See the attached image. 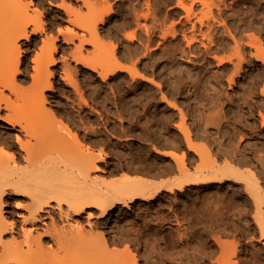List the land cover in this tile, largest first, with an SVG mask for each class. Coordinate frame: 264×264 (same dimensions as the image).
Returning <instances> with one entry per match:
<instances>
[{"label":"bare ground","instance_id":"6f19581e","mask_svg":"<svg viewBox=\"0 0 264 264\" xmlns=\"http://www.w3.org/2000/svg\"><path fill=\"white\" fill-rule=\"evenodd\" d=\"M83 1L88 2V0H83ZM128 1L130 2L131 0H128ZM152 1H154V0H152ZM152 1L147 0V2H146V0H145L146 6H147V7L145 6L147 9L146 12H143V10H142V13H141L139 11V10H141V8L140 9L138 8L139 9L138 10V9H136L137 7L133 6L136 10L139 11V13L137 12L135 15V18H136L135 22L139 26V30H140V28H142V26H144L147 33L150 36H151L150 33L152 31L154 32L158 28L155 29L153 26L154 24L153 25L151 24V26H153L154 30L151 27L152 31L150 32V30H151V29H149L150 26L146 28V26L150 23L147 22L148 24L146 25V22L145 21L143 22V20H148V19L152 18L151 16H153V18H154L157 15L156 10L154 11V8H153L154 6L152 7V4H151V3H153ZM218 1H220V0H218ZM222 1H220V2L222 3ZM177 2H178V7H180L185 12L184 16L183 15H181V16L179 15V16L184 17L185 24H188V23H190V25L192 24V26H189V27L187 25L184 26V28L192 27V30H193L192 32H190L191 29H188L190 33L187 30L182 29V32H183L182 36H183V39L187 42L186 43L184 41L188 46L187 47L188 50L191 52L195 51V53L199 52V54L204 53V52H206L208 54L211 50H212V52L213 51L215 52L216 51L215 49H218V50L222 49V47H223L222 43L216 44L219 46L213 45V44H215L214 41L216 39L214 37H216L217 35L215 34V36H213L214 34H213L212 30L215 31L220 26V25L217 26L218 28L214 27V29L211 28V25L214 26L212 24L213 22L211 23V21H215L214 22V24H215L217 20L218 21L220 20V19H216V17H215V16H217L216 15L217 12H215V14H214L213 7L215 6V8H218V6H220V5H218V6L215 5L216 0H215V2H214V0H178V1H176V4H177ZM143 3H144V1H143ZM143 3H141V4L144 5ZM159 3H157L156 5H158ZM27 4L28 3L25 0H0V121H2L3 124L11 125L13 128L19 127L22 131L26 132L27 136L28 135L31 136V137H29V136L28 137H22L18 133V134H15L16 137H13V136L12 137H0V264H39L40 262H43L44 260L51 258L53 256L57 257L59 264H143V263H141V261H143V260H141V254H142L143 258L146 257V263L144 262V264H154L153 263L154 260L158 259V256H156L155 254H161L162 250H161V252H157L156 249L153 250L152 246H150L152 249L151 248L149 249L148 248L149 246L147 243L148 241H146L145 245L148 246L147 247L148 249H146V251H145L146 253H141L140 252L141 250L138 249L139 247L133 246L135 239H133V237L131 235L136 234L137 235L136 242L138 244H140V243L143 244L142 235H141L143 233L142 226L140 225L141 228L140 227L137 228L136 227V224H137L136 220H133V222L132 221H126V222H130L128 224H132L131 227L128 228L126 226V224H124V223H122V225H121V221L126 220V217L129 214V212L127 214V211L125 208L129 209L132 204H137V205L143 206L142 201L152 202V201L158 200L160 197H162L163 193H165L164 191L171 192L172 194H179L180 193L182 195H185V193L188 191H190L191 193L192 192L195 193V191H197L196 189H201V188H206V187H208V188L209 187L210 188L211 187H217V188L222 189L224 187L231 188V187L236 186L237 184H241V185H243L244 190L241 192L240 195H238V197H240V199H241V197H243V194H245L246 199L242 200L241 203H238V206H237L238 210H236V209L235 210L239 211L240 214H247L248 210H250L248 208L251 204L253 207V210L251 209L250 211H253L252 214H253L254 220L259 222V224L261 225V226L260 225L259 226L261 228L264 226V154L260 153L263 149L259 148L262 150L259 152L260 154H257L258 152H255V150H258L257 147L259 145L255 146V144H257V143H254L251 139L250 140L252 141V143L250 140H248V141L250 142V144L254 143L255 148H253V146L250 145L251 147H250V149H248V146H246V144H248V141H247L248 138L247 137H254V138L257 137V136H252V134H251V132L255 131L254 125H256V127H257L258 123H259V122H257V124H256V122H255L256 121L255 117L257 116L256 115L257 111H258V115L260 116L259 117L260 120L259 119H257V120L260 121L261 127L264 128V101H263L264 99L262 100V102L257 99L259 101L258 102V101H253V100L249 99L252 96H247V94H246V96H244L245 95L244 92H247L248 95H253L252 93L255 94V91L257 89H259L260 85H262L263 80H264V72H263L264 69L263 70L261 69L262 72H260L259 74H256L257 76L254 74V72H251L250 70H249V73L246 71L248 73V76H249V78H248L249 80L247 79L248 81L245 79L247 81V82L245 81L246 83H244L243 81L241 82L239 80L240 78L238 79L241 84L245 85L244 86L245 87L244 92H243L244 89H242V92L244 93V94L242 93L243 94L242 96L244 97V99H243L244 103L238 104L237 102H239V101H237L236 103L238 104V109L235 110V108H234L232 110V112L230 111V107H232V106L229 107L227 105L226 107H229V111L231 113L230 116L228 115V113H226L227 111H223V107L225 106V104H223L224 106L221 107L218 104V102H220V101L217 102V100H219L220 95H219V97L216 95L218 97V99H216L217 97H214L215 96L214 94H217V93H215L216 91L214 93L212 91V94L210 93L211 96L213 95V97H211L209 94L206 93L207 95H209L212 98L210 100L207 99V101L209 100L211 102V100H214L213 102H215L216 105L218 104L221 108L217 112V109L219 108L218 105H217L218 108L215 110L213 108L214 107V104H212L213 102H211V104L213 105V107H212L211 104H209V102L204 101L205 103L208 104V107L211 106L212 109L215 110V111L214 110L213 111L217 112V114L215 115L213 112H211V108L210 109L208 108V109L211 112L212 116L209 115L210 113H206L207 111L206 112L204 111L205 115L208 114V116L206 115V117H203L204 113H203V116H201L203 119H202V123L200 124V129H199L201 131L198 134V135H200V137H198V136L195 137L196 134L194 132H196L197 130H194V132H193V130L190 129V127H188V125L186 123L185 124H174V126L176 125L178 132H180V135H182L183 137H179L177 132H173V134H169V132H168L167 133L168 135L166 137H164L165 135H163V136L161 135L162 137L160 136V137H155V138L149 137L148 140L154 141L152 144L143 142L144 144H141L137 150L133 149V147H132L133 145H132L131 146L132 149L130 147V149L128 151L124 150L123 151L124 153H118L117 152L118 154L115 156L119 157V163L113 164L114 161H113V163H112V161L109 163L108 159L110 157H112L110 155L111 152L105 151L103 146H101V147H103L101 150H99V148H98L99 151L96 150L97 152H94L95 151L94 147H96L95 145L100 144L96 140H94L95 138L93 139L94 143L91 142L92 143V145H91V143L86 141V139L84 138L85 136L81 137L78 134V132H76V131H78V130H76L77 129L76 127H75L76 129L73 130V128H72L73 126H71L72 123L70 124L68 122V120L67 121L64 120L63 117L66 114H64V116L61 118L59 116V112L57 111V109L56 110L53 108L47 109L45 107V104H46L45 92L47 90H54V84L51 81V78L54 77V75H55L54 72L49 71L48 78H46L44 80H40L37 83H35V85L33 86V89L34 90L40 89L39 94L36 96V99H34V103L32 106L28 107V105L26 104L27 100H28V95H26L27 94L25 91L26 89L22 88L23 84L21 87V83L19 82V75L21 73V66H22V62H23V52H24V50L22 49V44H23L22 41L23 40L24 41L30 40L31 35L28 31V27L31 23H33L35 25L34 33L38 32L42 29L41 24L39 23L40 22L39 19H37L32 14H30L29 9L27 8ZM198 4L199 5L201 4L202 7H200L201 8L200 10L199 9L195 10L196 5L198 7ZM157 7H159V6H157ZM170 7H173V6H170ZM170 7H168V8H170ZM251 7H253V6L248 7V8H250L249 13L251 11H253V10H251ZM254 7H256V6H254ZM259 7H260V5H259ZM142 8H144V7H142ZM168 8L166 11L169 10ZM69 9H70V7H69ZM162 9H164V8H162ZM219 9H220V7H219ZM240 9H242V8L240 7ZM263 9L264 8H262L261 10H263ZM71 10L74 13L76 12L75 16L79 15V11L78 12H77V10L73 11L75 9H72V8H71ZM220 10H222V9H220ZM259 10H260V8H259ZM68 11H70V10H68ZM170 11H172V10H170ZM244 11H247L246 13H248V9H246ZM134 12H132V13H134ZM230 12H233V11H230ZM219 13H220V11H219ZM252 13H254V12H252ZM261 13L263 14L264 12H261ZM71 14H73V13H71ZM236 14H238V13H236ZM128 15H129V13H127V16ZM166 15H168V17L167 18L165 17V19H168L167 21H171V20H169V17L174 16V12H172V13L169 12V14L166 13ZM240 15H241V17L245 16L243 14H240ZM221 16H223V15H221ZM247 16L245 17L246 19H248ZM259 16H260V14L258 15V18H259ZM262 16H264V15H262ZM218 17H220V16L218 15ZM83 18L84 19L82 21H79V20H77V21L73 20L72 21V23L77 28L81 29L82 31H86V33L83 32L82 35L80 36L79 48L83 49L85 45H93V46L99 45L102 49L105 48L107 46V42L102 40L101 33L99 31L100 30L99 25L104 24L106 21L105 13H100V14L90 13V14H87L86 16H84ZM253 18H251V19L249 18V20H252ZM162 19H164V18H162ZM165 19L163 20L164 22H165ZM179 20L173 22L174 19H172V21H171L172 23L168 22V25L170 23L172 24V25L170 24L171 27H168L167 24H166L167 26L164 25L165 27L168 28L169 31H166V33H164V35H162V38H164V39L167 38L168 33H169V35L171 34L174 38H175V36L178 35V33L179 34L181 33V32H179L180 30L178 31V27L176 25L177 22L179 23ZM126 21H127V19H126ZM131 21H132V18H131ZM131 21H130V25H132ZM235 21H237V20L235 19ZM243 21L240 20V22H243ZM135 22H134V24H136ZM159 22H161V20ZM164 22L162 24H164ZM246 22L243 24L246 26L248 23L250 24V22H247V24H246ZM253 23H251V24H253ZM235 24H236V22H235ZM125 25H126V23H125ZM157 25H158V23H157ZM182 25H184V24L182 23ZM199 25H200V28H199ZM205 25L208 26V28L205 27L206 28L205 31H207L210 28L207 32L203 31V27ZM160 26H162V25H160ZM237 26H238V24H236V27ZM137 27L135 26L133 28V30L135 29L137 31ZM252 27H250V30ZM160 28H162V27H160ZM234 28H233V30H234ZM244 28H245V26H244ZM179 29H181V28H179ZM224 29H225V27H224ZM224 29L222 28V30H224ZM237 29L239 30L238 27L235 30L237 31ZM256 29H258V28H256ZM165 30L166 29L164 28V32H165ZM240 30H243V29H240ZM254 30L252 31L253 33H251V31H250V34H249V32L247 33L245 40L247 37L249 40L247 39L248 41L244 42V44L247 43L246 45H248L250 48L253 49V50L251 49L252 51L249 54L251 56L255 57L256 60L260 61L259 63H261L264 66V45H263L264 43H263V40L261 42V38H260V37H262V35L259 34V36H260L259 37L258 34L257 35L255 34L257 30L255 32H254ZM231 31H232V29H231ZM130 32L126 34L127 35L126 38L128 40H131V42L134 41V39L138 38L137 37L138 35L140 36L141 34H143V31L141 33V30L137 31V33L138 32L141 33L138 35L136 33H130ZM162 32H163V30H162ZM220 32H221V30H220ZM241 32L243 33V31H241ZM242 33H240V35ZM217 34H218V32H217ZM232 34H233L232 38L234 41L233 42L234 44L231 43L233 45L232 49L230 48L233 51L232 54H231V50L229 51L230 55H229V53H226L227 55H224L226 52L224 50L225 51L224 54H222V56L219 55L221 57H217V55L219 53H217V52H216L217 54L213 53L214 55L216 54L217 58L214 57V59L215 60L218 59L217 62L219 65H223V66H225V68L227 67L226 66L227 64H231L233 66L230 69V71H231L233 68V70L230 73H227L225 70V72L227 74H231L230 79H229L230 82L228 81V83L234 82L236 80L235 76L236 75L238 76L241 74V72L243 71V67L245 66L244 63L247 59L246 53H245V51L247 52V50L245 49V51H243L244 44L242 42L244 40L241 41L240 40L241 38L239 36H235L236 33L232 32ZM102 35H105V34H102ZM149 35H147V37ZM224 35H225V33H224ZM226 35H227V33H226ZM228 35H229V32H228ZM76 36H78V33L73 28H67V31L63 33V37H64L65 41H73L74 37H76ZM229 36H231V35H229ZM242 36H243V34H242ZM153 37H154V35H153ZM173 37H171V38H173ZM237 37H239L240 39ZM218 38H219V36H218ZM147 39H149V37ZM228 39H229V37H228ZM150 40H151V38H150ZM177 40H176V42H177ZM182 40H181V42H182ZM140 41H142V39ZM143 41H145V40H143ZM143 41L140 42L142 44L141 47H143V44H144ZM179 41H180V39H179ZM220 41H221V38H220ZM220 41H218V42H220ZM148 42H146V43H148ZM181 42L179 43L180 45H181ZM146 43L144 45H146ZM161 43H162V41H161ZM171 43L174 44L173 42H171ZM196 43H199L198 45H201L202 47L197 48ZM152 44H153V42H152ZM172 44H171V46H172ZM179 44L175 43V45H173L175 48L172 46L173 51H174V49L178 50L176 47ZM149 45H150V43H149ZM180 45L178 46V48L181 47ZM182 45H184V43ZM156 46L158 47L160 45H156ZM229 47H231V46H229ZM229 47H228V49H229ZM151 48L153 49V45ZM80 49H79V51L82 52V50H80ZM145 49L146 48H144V50ZM152 49H151V51H152ZM55 50H56V48H55ZM139 50H141V49H139ZM181 50L185 53V55H187L186 54L187 52L189 55V51L186 52L185 45ZM142 51H143V49H142ZM142 51H141V53L143 54ZM146 52H148V51L146 50ZM111 53H113V52H110V54ZM145 53H144V55H146ZM108 54L109 53H104L102 55V57L95 62H90L87 59V57H84V56H79V57L77 56L76 61L82 63V65L85 68H88V69L94 70L95 72H98L99 76L103 79V81H105L111 73L118 70V71H126V72L130 73L134 79L140 78L141 80L154 83L153 78H150L149 76H146L145 74L139 72L135 66H130L128 64H124L118 60L109 61L108 68H104V66L102 64H100V61L103 60L104 57ZM181 54L184 55L183 53H181ZM213 54H212V56H213ZM204 55H205V53H204ZM149 56L150 55H148V57ZM209 56H210V54H209ZM51 57H52V55H51ZM51 57H49L50 58L49 62L51 65H55L57 60L55 58H51ZM192 57H194V56L192 55ZM198 57H200V55ZM207 57L204 56L203 58L206 59ZM203 58H202V60H203ZM207 59H209V58H207ZM214 59L212 57V61H214ZM196 60L198 61V59H196ZM249 61H251V59ZM209 62H211V61H209ZM217 62H216V64H217ZM249 63H252V62H249ZM65 64H66V66H68L67 63H65ZM211 65H213V64H211ZM253 66H251V67H253ZM64 67H62V69ZM208 67H206V68H208ZM213 67H215V66H212V68ZM247 67H249V66H247ZM65 68L67 69V67H65ZM201 68H202V66H201ZM212 68H210V69H212ZM217 68H218V66H217ZM217 68H216V70H214V69L213 70L218 72ZM64 69H63L64 73L61 77L67 82L66 83L67 85L69 84V85L73 86L76 93L78 94L79 93L78 84H77V81L75 80L74 76L71 74V70L69 71L68 69L67 70H64ZM193 69H194V67H193ZM210 69H208L209 73H210ZM219 69H221V68H219ZM259 69L260 68H258V71H259ZM198 70L199 69H197V72H198ZM222 70H223V68H222ZM245 70H247V69H245ZM256 71H257V69H256ZM195 72L193 74H195ZM188 73H190V71ZM191 73H190V77H193V75L191 76ZM219 73L221 74V71H219ZM252 74H254L255 76H252ZM224 76H225V74H224ZM226 76H228V75H226ZM195 77L199 78L198 74ZM216 77H214V78H216ZM193 78H191V79H193ZM227 78L228 77H226V79ZM197 79H196V81L198 82V80H199V83L201 85V82H200L201 79H198V80ZM217 80H214V81H217ZM209 81L210 80H208V82ZM174 83H173V85H174ZM194 83L195 82H193V85H195ZM175 85H178V84L175 83ZM175 85H174V87H175ZM213 85H214V83L211 84L210 86L212 87ZM243 85H242V88H243ZM188 86H190V84ZM195 86H198L197 83ZM214 86H213V88H214ZM205 87L203 88V90L210 92L207 90L208 87L206 89H205ZM216 87H218V85ZM221 87H222V84H221ZM194 88H196V87H194ZM199 88H201V87H199ZM7 90L10 92V94H6ZM79 90H80V88H79ZM190 90H192V89H190ZM219 90H220V88H219ZM196 91H194V92H196ZM200 91H202V90H200ZM257 92H258V90H257ZM80 93H81V91H80ZM203 93H205V91ZM201 95H202V93H201ZM207 95H205L204 97H206ZM227 95H229V94H227ZM260 95L262 96V98H264V87L263 86L261 87ZM13 96L16 98V100H18V99L22 100L23 103L18 104V105L14 104L15 98H13ZM82 96H83V94H82ZM82 96L80 99L81 102L87 103L88 101L86 102L85 98H84L85 101L82 100L83 99ZM198 96H199V94H198ZM198 96H197V98H198ZM197 98L194 97L195 100ZM228 98H225V99L227 100ZM234 98L235 97H233V99ZM258 98H260V97H258ZM163 99L165 101H167L168 104L172 108L176 109L177 113L179 111L182 115L185 113V112L183 113L184 108L182 110L180 108V106H178L176 104L177 102L175 103L174 101L173 102L169 101L168 97L165 95L163 96ZM204 99H206V98H204ZM220 99H221V97H220ZM230 100H232V99H230ZM238 100H239V98H238ZM240 100H242V98ZM199 101H201V100H198V102ZM232 101H230V104ZM221 102H224V99L221 100ZM85 103H84V105H86ZM200 103L201 102H199V104H197V106H199ZM205 103H204V105H205ZM76 104H77V102H76ZM179 104H180V102H179ZM80 106H82V105H80ZM87 106L89 107V105H87ZM145 107H146V105H145ZM190 107H192V105ZM44 108L47 109V111L50 109L49 110L50 115L47 118L48 119L50 118V120L53 119V122L54 123L57 122V123L54 124L52 121L48 122L47 118L45 120H43V119L40 120L39 116L43 117V114L46 111V110H44ZM197 108L198 107H196L195 109H197ZM200 108L198 111L202 112V111H200ZM42 109H43V111H42ZM67 109L68 108L66 107V110ZM72 109H74V108H72ZM80 109H82V107ZM202 109L204 110V108H202ZM142 110H145V109L142 108ZM142 110H140V111H142ZM227 110H228V108H227ZM169 111H170V109H169ZM163 112H164V110H163ZM167 112H166L167 116H164V117H168L169 113L167 114ZM171 112H172V110H171ZM174 112H176V111H174ZM67 113H69V111ZM193 113H196V111L195 112L193 111ZM40 114H42V115H40ZM76 114H78V113H76ZM161 114H163V113H161ZM187 114L188 113H186L185 115H187ZM191 114H192V112H191ZM197 114L198 113H196V115ZM143 115H142V117H143ZM147 115H145V116H147ZM196 115L194 114V116H196ZM180 116L181 115H179V117ZM37 118H39V119L36 120ZM54 119H55V121H54ZM180 119H181V117H180ZM46 120H47V122H46ZM88 120H90V119H88ZM173 120H174V118H173ZM196 120H197V116H196ZM249 120H254V124H251L252 121L250 122ZM181 121H182V119H181ZM44 122L49 123L48 126L45 129H44L45 126H43V127L41 126V130L39 129V131H38V128H36V126L37 125L38 126L39 125H45ZM51 122L53 123L52 126L55 125V129L53 128L52 131H49L50 128L52 127ZM172 122L173 121H171V123ZM194 122H195V120H194ZM161 123H163V122H161ZM173 123H175V121ZM56 124L58 126H56ZM159 124H160V122H159ZM211 124L217 125V128L215 129L216 132H213L211 130V128L214 129V127L216 125L213 127ZM7 125H5V126H7ZM85 125H86V123H85ZM165 125H166V123H165ZM141 126H143V124ZM197 126H199V123ZM83 127H88V126L86 125ZM167 127H166V130L167 129L169 130V128H167ZM157 128H158V126H157ZM82 129H84V128H82ZM90 129L93 130V128H90ZM141 129H143V128H141ZM159 129H161L160 130L161 132L163 131L162 128H159ZM196 129H197V127H196ZM42 130H43V132L45 130L50 132V135L48 134L49 137L48 136L47 137L41 136V134L43 135V133H41ZM84 130H86V129H84ZM95 130H93V131H95ZM35 131H36V133H35ZM46 131H45V133H46ZM97 131H98V129H97ZM152 131H153V128H152ZM245 132H248V133H245ZM157 133H158V131H157ZM171 133H172V131H171ZM94 134H96V133L94 132ZM154 134H155V132H154ZM256 134H258V133L256 132ZM34 135H36V137H32ZM37 135H39V137ZM97 137H99V136H97ZM142 137L143 136H141V138ZM201 137H202V140L205 139V142L200 141ZM263 137H264V135H263ZM43 139L46 142V145H44L45 149L43 150V152L41 154H39L37 152V147H38L37 142L42 143ZM90 139H91V137H90ZM260 140H262V139H260ZM117 141H119V139ZM246 141H247V143L245 144ZM257 141H258V139H257ZM109 142H110V140H109ZM105 143L107 144L108 140H105L104 143L101 142V144H104V145H105ZM183 143H184V146H183ZM135 145H137V144H135ZM99 147H100V145H99ZM150 147H151V151H150ZM260 147L264 148V146H262V145ZM115 149L117 150V148H115ZM247 149L252 150V151L246 152ZM195 160H198L199 164H198V162H197L198 166L195 164L196 170L190 171L189 170L190 169L189 164L193 163V161H195ZM101 163H104V165H102ZM191 169H192V167H191ZM174 172H176V175H177L174 179L171 178V180H169V179L166 180L167 178L164 179L162 177V176H166V175L167 176L173 175ZM118 173H121V174L119 176H116V174H118ZM158 177H160L161 180L159 179V181H158L156 179ZM162 179H164V180H162ZM221 191H223V190H221ZM219 193H220V191H219ZM237 193L238 192H236V194ZM9 195L17 197L18 199H22L21 201L16 202V208L23 210V212H18L15 214L13 212H9V211L5 210V207H7V205H8L7 198ZM215 195H216V193H215ZM219 195L220 194H218L217 196L219 197ZM225 195H227V194H225ZM221 198L224 199V195ZM219 199H220V197H219ZM173 200H174V198H173ZM222 200H221V203H222ZM176 201H178V200H176ZM177 203H179V202H177ZM147 205H149V204H147ZM169 207H170V205H169ZM235 207H236V205H235ZM138 209H139L138 211H142V208L139 207ZM151 210H153V208ZM156 210H158V208H156ZM135 211H137V210H135ZM160 212H162V211H160ZM160 212L158 211V213H160ZM136 213H138V212H136ZM145 215H147V214H145ZM148 215H150V214H148ZM16 216L19 218H17ZM114 216L117 217L115 219L116 224L118 225V223L120 222V224L117 226L118 229L115 231L112 230L111 232H106L105 231L106 230L105 225L107 224V222H102L101 219L106 218V220L108 221V220H110V218L113 219ZM137 216H138L137 218H140V217H143L144 215H142L140 212L139 215H137ZM165 216H166V214H165ZM95 218H97L98 220L94 221ZM152 218H153V216L151 217V219ZM48 219H50L49 220L50 222H47ZM144 220H146V219H144ZM158 220L159 219H157V221ZM123 222H125V221H123ZM222 222H223V220H222ZM154 224H155V221H154ZM43 225L45 226L44 228H43ZM161 226H162V224H161ZM226 226H228V224ZM144 229H146V228H144ZM260 233H261L260 238H258V239H260L264 242V229L263 228H262V231ZM143 234H145V233H143ZM8 235H11V237L10 238L7 237ZM181 236H182V234H181ZM184 236H186V234ZM177 238L178 237H176V239ZM214 239H216V241L219 243V246L223 245L221 238L216 237ZM180 240H182L181 237H180ZM121 245L122 246L124 245L123 248L122 247L119 248ZM153 245H155L154 242H153ZM166 245H167V243H166ZM247 246H249V245H247ZM55 247H56V249H55ZM254 249H252V250H254ZM214 251H215V249H214ZM236 253H237V251L235 249L232 254L236 256L237 255ZM168 255L166 257L169 258L170 255L169 256ZM202 255H201V257H202ZM245 255H247V254L245 253ZM248 255H249V253H248ZM171 256H172V254H171ZM178 256H180V255H178ZM178 256H176V257H178ZM183 257L185 259L184 255H183ZM154 258H156V259H154ZM170 258H172V260H173V257H170ZM180 258H182V257H180ZM213 258H214V256H213ZM199 259H200V257H199ZM247 259L248 260H244L245 264H259L260 263V262H258V254L256 252H252L251 256ZM164 260L165 259H163L162 261H164ZM185 260L187 262V259H185ZM188 261H190V260H188ZM214 261H213V264H215V263H217V264H241L242 263L241 260H238V261L234 260V259H232L231 256H228V257L221 256L216 260V262H214ZM177 262H179V261H177ZM199 262H201V261H199ZM162 264H163V262H162ZM164 264H167V261ZM209 264H211V263H209Z\"/></svg>","mask_w":264,"mask_h":264},{"label":"rangeland","instance_id":"374dc122","mask_svg":"<svg viewBox=\"0 0 264 264\" xmlns=\"http://www.w3.org/2000/svg\"><path fill=\"white\" fill-rule=\"evenodd\" d=\"M25 1L28 3L27 8L29 9L30 14H32L37 19H39V21H40L39 23L41 24V27H42V29L40 31L34 33L35 25L33 23H31L28 27V31L31 35V38L29 41H24V40L22 41V43H23L22 49L24 50V52H23V62H22V66H21V73L19 75V82L21 83V87L23 84L22 88L26 89L25 90L27 93L26 95H28V100H27L26 104L28 105V107L32 106L34 103V99H36V96L39 94L40 89H36V90L33 89V86L35 85V83H37L40 80H44V79L48 78L49 71L54 72L55 75H54V77L51 78V81L54 84V90H47L45 92V95H46L45 107L47 109L48 108H50V109L53 108L55 110L57 109V111L59 112V116L61 118L64 116V114H66L63 117L64 120H66V121L68 120V122L70 124L72 123L71 126H73L72 127L73 130H75L77 128L76 130H78V131H76V132H78V134L81 137L85 136L84 138L86 139L87 142L94 143V140H96L98 143H100V144L95 145L96 147H94V150H95L94 152L101 150L103 147H104L105 151L111 152L113 155L110 153V155L112 157H110L108 159L109 163L111 161H112V163L114 161L113 164L119 163V157L115 156V155H117L118 153H124L123 152L124 150L128 151L132 145H133L132 146L133 149L137 150L141 144H144L143 142L152 144L154 141L148 140L149 137L155 138V137H160L161 135L162 136L165 135L164 137H166L168 135L167 134L168 132H169V134H173V132H177L179 137H183L182 135H180V132H178V129H177L176 125L174 126V124H185L186 123L188 125V127H190V129L193 130V132H194V130L198 131V132L197 131L194 132L196 134L195 137H197V136L200 137V135H198V134L201 131L199 129H200V124L202 123V119H203L201 116H203L204 111L205 112L207 111L206 113H210L209 115H211V112H213L216 115L218 110L222 106H224L223 104H225V106L223 107V111H227L226 113H228V115L230 116V114H231L230 111L232 112V110L234 108H235V110H237L238 104L244 103V101H243L244 97L242 96L244 93H245L244 96H246V94H247V96H252L249 99H251L253 101L259 100L262 102V100L264 99L260 95L261 87L262 86L264 87V80H263V83L261 82L262 85L259 86L260 90L257 89L258 92L256 90L255 94L252 93L254 96L248 95L247 92H244L245 91V87H244L245 85L240 83V81L241 82L243 81L244 83H246L249 80L248 79L249 78V76H248L249 70L251 72H254V74L256 75V74H259L260 72H262V70L264 69V66L261 63H259L260 61H257L255 57H253L249 54L253 49L250 48L248 45H246L247 43L244 44V42H247L249 40L248 37L245 40L247 33L249 32V34H250V31H251V33H253L252 31L254 29H255L254 32L257 30L255 33L256 35L257 34H258V36H259V34L262 35V37H260V36L259 37L261 38V42L263 40V43H264V16H262V15H264V13L263 14L261 13V12H264V9L261 10L262 8H264V0H223V1L220 0V1H222V3L218 0H216V2H215V0H214L216 6L220 5V6H218V8H215V6L213 7L214 14H215V12H217L216 13L217 16H215L216 19H220V20L219 21L217 20L215 24H214L215 21H211V23L213 22L212 24L214 25V26L211 25V28L214 29V27L218 28L217 26H219V25L220 26L218 29L215 28L216 29L215 31L212 30V32L214 34V35L213 34L212 35L213 36H215V34L217 35L216 37H214L216 39L214 41L215 44H213V45L215 46L216 44L222 43L223 47L220 50L214 48L216 51L212 52V50H211L208 54L206 52H204L205 55H204V53H201L202 55L199 54V52L195 53V51L191 52L187 48L188 47L186 44L187 42L183 39V36H182V33H183L182 29H185L188 32H189L188 29H191L190 32H192L193 31L192 27L188 28L189 26H192V24L191 25H190V23L185 24V20L183 17L185 15V12L180 7H178V2L176 4V1H178V0H170V1L169 0L168 1L167 0H154V1L151 0L153 2V3H151L152 7L154 6L153 8H154V11L156 10L157 15L154 18H153V16H151L152 18H150L148 20H143V22L144 21L146 22V25L148 23H150L146 26V28L149 26H150L149 29H151V27L153 28V26L155 29L158 28L155 30L156 32L155 31L153 32L152 29L150 30V32L152 31L150 33L151 36L147 33L144 26H142V28H140L141 33L143 31V34H141L139 32L137 33V31H140V30H139V26L135 22V19H136L135 15L137 12L139 13V11H140L142 13V10H143V12L147 11V9H146L147 6L145 3V0H137L138 2L136 0H131L130 2L128 0H88V2H85L83 0H25ZM143 1H144V3H143ZM146 2H147V0H146ZM141 3H143L144 5H142ZM157 3H159V4L156 5ZM169 5L173 6V7H170ZM259 5H260V7H259ZM133 6L137 7L136 9L141 8V10L138 9L139 10L138 11ZM157 6H159L160 8ZM249 6H253V7H251V10H253V11H251L250 13H249L250 8H248ZM254 6H256V7H254ZM69 7H70V9H69ZM142 7H144V8H142ZM168 7H170V8H168ZM196 7H197V5H196ZM196 7H195V10L196 9L200 10L201 9L200 7H202V6H201V4L200 5L198 4V7L197 8ZM219 7L222 10H220ZM240 7L242 9H240ZM71 8L75 9L73 11H76V10H77V12L79 11V15L75 16L76 12L75 13L72 12ZM162 8H164V9H162ZM167 8L169 9L168 11H166ZM259 8H260V10H259ZM246 9H248V13H246L247 11H244ZM68 10H70V11H68ZM170 10H172V11H170ZM219 11L221 14L219 13ZM230 11H233L234 13L236 12L238 14H236V13L234 14L233 12H230ZM132 12H134V13H132ZM165 12L167 14H169V12H171V13L174 12V16L169 17V20H171V21H172V19H174L173 22L178 21L180 19L179 23L177 22L176 25L178 27V31L180 30L179 32H181V33L180 34L178 33V35L175 36V38L171 34L169 35V33L167 36L168 39L162 38V35H164V33H166V31H169L168 28L165 27L164 25H166V24L168 25V22H171V21H167L168 19H165V17L166 18L168 17V15H166ZM252 12H254V13H252ZM71 13H73V14H71ZM90 13H97V14L105 13L106 21L104 24L99 25V29H100L99 31L101 33L102 40L107 42V46L103 49L99 45L98 46L85 45L83 49L79 48L80 36L82 35L83 32L86 33V31H82L81 29L77 28L72 23V21L73 20L82 21L84 19L83 17L86 16L87 14H90ZM127 13H129L130 16L129 15L127 16ZM240 14H243L245 16H242L243 17L242 18ZM259 14H260V16L258 18ZM179 15L180 16L183 15V16L180 17ZM218 15L220 17H218ZM221 15H223V16H221ZM246 16L248 19L245 18ZM131 18H132L133 22L131 21ZM162 18L165 19V22L163 21L164 19H162ZM249 18L250 19L253 18V19L249 20ZM126 19H127V21H126ZM235 19L237 21H235ZM160 20H161V22H159ZM240 20L241 21L244 20V21L240 22ZM130 21H131L132 25H130ZM246 21L250 22V24L253 22L254 23L250 25L249 23L247 24ZM134 22L136 24H134ZM156 22L158 23L159 26L157 25ZM163 22H164V24H162ZM235 22H236V24H238L237 27L239 28V30L237 29V31L235 30L237 28ZM245 22H246L247 26L249 25L248 27L243 24ZM125 23H126V25H125ZM182 23L184 25H182ZM151 24L152 25L154 24V25L151 26ZM160 25H162V26H160ZM169 25H168V27H171L172 24L170 26ZM186 25L188 27L184 28V26H186ZM135 26L136 27L138 26L137 31L135 29L133 30V28ZM244 26H245V28H244ZM160 27H162V28H160ZM163 27L166 29L165 32H164ZM205 27L208 28V26L205 25L203 27V31H205V29H206ZM224 27H225V29H224ZM250 27H252L251 30H250ZM67 28H73L78 33V36L74 37L73 41H65L64 40L63 33L67 31ZM154 28H153V30H154ZM179 28H181V29H179ZM199 28H200V25H199ZM222 28L224 30H222ZM230 28L232 29V31ZM233 28H234V30H233ZM256 28H258V29H256ZM240 29H243V30H240ZM162 30H163V32H162ZM220 30H221V32H220ZM207 31H205V32H207ZM241 31H243V33ZM129 32L130 33H136L137 35L141 34L140 36L138 35L137 37L139 39L141 38L142 41L145 40V41H143L144 44L148 41L149 42L146 43V45L143 44V47H141V45H142L140 43V42H142V41H140L141 39L139 40L138 38H136L137 40L134 39V41L131 42V40H128L126 38V36H127L126 34ZM217 32H218V34H217ZM228 32H229V35H231V36L228 35ZM232 32L236 33V35L235 34L234 35L239 36L241 39L239 37H237V38H239L241 41L244 40L242 42L244 44L243 51H245V49L247 50V52L245 51L247 59L244 63L245 66L243 67V71L241 72L240 75H238L239 77L236 75L235 76L236 80L232 83H228L231 74H227V73H230L233 70V68H232V70L230 71L231 67H233V66L231 64H227L226 65L227 67L225 68V66L219 65L217 62L218 59L215 60L214 57L215 58L221 57L225 51L226 52L224 55H227L226 53H229V55H230L229 51L233 47V45L231 43L234 42L233 38H232L233 37ZM239 32L242 33L243 36H242V34L240 35ZM224 33H225V35H224ZM226 33H227V35H226ZM102 34H105V35H102ZM152 34L154 35V37ZM147 35H149L148 36L149 39H147L148 38ZM218 36H219V38H218ZM171 37H173V38H171ZM228 37H229V39H228ZM150 38L152 41L150 40ZM220 38H221V41H220ZM179 39H180V41H179ZM176 40H177V42H176ZM181 40L185 45L186 52L189 51V55L191 54L190 56L188 55V52L186 53L187 55H185V53L181 50L184 47V45H182L183 43L181 42ZM161 41H162V43H161ZM218 41H220V42H218ZM152 42H153V44H152ZM171 42H173L174 44H172ZM180 42H181V45L179 44ZM149 43H150V45H149ZM175 43L179 44L182 48L181 47L178 48L179 45H177L176 48L178 50L174 49V51H173L172 48L174 47L173 45H175ZM155 44L160 45V46L157 47ZM171 44L173 47L171 46ZM198 44L199 43H196L197 48L202 47L201 45H198ZM152 45H153V49L151 48ZM216 46H219V45H216ZM229 46H231V47H229ZM149 47L152 49V51ZM228 47H229V49H228ZM55 48H56V50H55ZM144 48H146V49L144 50ZM79 49L82 50V52L79 51ZM139 49H141V50H139ZM142 49H143V51H142ZM146 50L148 52H146ZM141 51L143 52V54L141 53ZM110 52H113V53L110 54ZM216 52L219 53L217 55V57H216V54H217ZM232 52L233 51L231 50V54H232ZM104 53H109L108 55H106L104 57L103 60L100 61V64H102L104 66V68H108L109 61L118 60L124 64H128L130 66H135L139 72L145 74L146 76H149L150 78H153L154 83L141 80L140 78L134 79L130 73H128L126 71H118V70L111 73L109 75V77L105 81H103V79L99 76L98 72H95L94 70L85 68L82 65V63L76 61L77 56L78 57L84 56V57H87V59L90 62H95V61L99 60ZM144 53L146 55H144ZM181 53H183L184 55H182ZM211 53L212 54L216 53V54L215 55L213 54V56H212ZM198 54L200 55V57H198L199 56ZM209 54H210V56H209ZM51 55H52V57H51ZM148 55H150V56L148 57ZM192 55L194 57H192ZM219 55H221V56H219ZM204 56L205 57L208 56L207 58H209V59L203 58ZM211 56L213 57L214 61H212ZM49 57L55 58L57 60L55 65L50 64V62H49L50 58ZM202 58H203V60H202ZM196 59H198V61ZM248 59L249 60L251 59V61H249ZM209 61H211V62H209ZM215 61L217 62V64ZM249 62H252V63H249ZM65 63H67L68 66H66ZM211 64H213V65H211ZM64 66L67 67V69L69 71L71 70V74L74 76L75 80L77 81L78 91H79L78 94L76 93L74 87L69 85V84L67 85L66 84L67 82L61 77L64 73V71H63V69L65 68ZM201 66H202V68H201ZM212 66H215V67L212 68ZM217 66H218V68H217ZM247 66H249V67H247ZM251 66H253V67H251ZM62 67H64V68L62 69ZM193 67H194V69H193ZM206 67H208V68H206ZM210 68H212V69H210ZM216 68H217L218 72L214 71V70H216ZM219 68H221V69H219ZM222 68H223V70H222ZM258 68H260L259 71H258ZM67 69L65 68L64 70H67ZM197 69H199L198 72H197ZM208 69H210V73H209ZM245 69H247V70H245ZM256 69H257V71H256ZM225 70L227 73L225 72ZM189 71H190V73L192 72L191 76L193 75L194 78L190 77V73H188ZM193 71L194 72L196 71L195 74H193L194 73ZM219 71H221V74L219 73ZM263 72H264V70H263ZM197 74H198L199 78L195 77ZM224 74H225V76H224ZM254 74H252V76H255ZM226 75H228V76H226ZM214 77H216L218 80ZM226 77H228L227 78L228 80L226 79ZM191 78H193V79H191ZM195 78L201 79L200 80L201 85L199 83V80L197 79L198 80V82H197ZM177 79L178 80L180 79V80L178 81ZM245 79L246 80L248 79V80L246 81ZM208 80H210V81L212 80L211 82L210 81L209 82L211 84L214 83L215 86L214 85L213 86L215 89L213 88V86L212 87L210 86L211 84L208 82ZM214 80H217V81H214ZM172 82L173 83L175 82L176 84H178V85H175V83H174L175 87L177 86L178 88L177 87L175 88ZM193 82H195L194 83L195 85L197 83L198 86L193 85ZM220 83L222 84V87H221ZM189 84H190V86H188ZM204 85L205 86L207 85V86L205 87ZM217 85H218V87H216ZM242 85H243V88H242ZM194 87H196V88H194ZM199 87H201V88H199ZM204 87H205V89L208 87L207 90L210 92L203 90ZM79 88H80V90H79ZM198 88L202 91H200ZM219 88H220V90H219ZM190 89H192V90H190ZM242 89H244L243 90L244 93L242 92ZM80 91H81V93H80ZM194 91H196V92H194ZM204 91H205V93H203ZM212 91H213V93L215 91H216L215 93H217V94H214L215 95L214 97H217V96L219 97V95L221 97V99L219 97V100H217V102L220 101V102H218V104L221 107L217 104L219 108L217 107L215 102H213L214 100H211V102H213L212 104H214V107L211 104V102L209 101L210 99H212L211 97H213V95L211 96ZM201 93H202V95H201ZM206 93L209 94L211 97L209 95H207ZM226 93L229 95H227ZM6 94H10V92L7 90ZM82 94H83V96H82ZM198 94H199V96H198ZM164 95L168 97L169 101H172V102L174 101L175 103L177 102L176 104L178 106H180V108L182 110L184 108L183 113L184 112L185 113L183 115L180 113V111L177 113V110L172 108L168 104V102L163 99ZM205 95H207V96L204 97ZM81 96L83 98L82 100L85 101V99H86V102L87 101L88 102L87 103L81 102V100H80ZM193 96L195 98H197V96H198V98L196 99L197 101L194 99ZM218 97L216 99H218ZM228 97L229 98L231 97L230 99H232L233 101L230 100ZM233 97H235L234 98L235 100L233 99ZM258 97H260L261 99ZM13 98H15V97L13 96ZM204 98H206V99H204ZM222 98L224 99V102H221V100H223ZM225 98H228L230 101H232L231 104H230V101L228 99L226 100ZM238 98H239V100H238ZM241 98H242V100H240ZM207 99H209V100L207 101ZM198 100H201V101H199L202 103V104L200 103V105H199L201 108L199 106H197V104H199ZM204 101L209 102V104H211V106L215 110L218 108L217 112H214L215 110L212 109L211 106L208 107V104L205 103ZM237 101H239V102H237ZM14 102H15L14 104H17V105L23 103L22 100H20V99L16 100V98L14 99ZM72 102L73 103L75 102V103L73 104ZM76 102L78 105L80 104L82 106L79 105L80 106L79 107L76 104ZM179 102L181 105L179 104ZM84 103L86 105H84ZM204 103H205V105H204ZM87 105H89V107ZM145 105H146V107H145ZM191 105L194 109L192 107H190ZM227 105L229 107L232 106V107H230V111H229V107H226ZM195 106L198 108L195 109L196 108ZM66 107L68 108L67 110H66ZM81 107H82V109H80ZM72 108H74V109H72ZM142 108H144L145 110H142ZM199 108H200V111H202V112L198 111ZM202 108H204V110ZM208 108L209 109L211 108V112L209 111ZM227 108H228V110H227ZM47 109L44 108V110H46V111L44 112L43 117L39 116L40 120L41 119L45 120L50 115V113H49L50 109L48 111H47ZM169 109H170V111H169ZM140 110H142V111H140ZM163 110H164V112H163ZM171 110H172V112H171ZM42 111H43V109H42ZM68 111H69V113H67ZM174 111H176V112H174ZM193 111L194 112L196 111V113H198V114L196 115V113H193ZM166 112H167V114L169 113L168 117H164V116H167ZM191 112H192V114H191ZM76 113H78V114H76ZM161 113H163V114H161ZM186 113H188V114L185 115ZM194 114L197 116V120H196V116H194ZM40 115H42V114H40ZM142 115H143V117H142ZM145 115H147V116H145ZM179 115H181L180 117H181L182 121H181ZM206 115L208 116V114H206ZM206 115L204 113L203 117H206ZM256 115L257 116L255 117V119H256L255 122H256V124H257V122H259V123H258L257 127H256V125H254L255 131L251 132V134H252V136H257V137H255V138L254 137H247L248 138L247 141L251 139L254 143H257V144H255V146H257V145H259V146L257 147L258 150H255V152H258L257 154H260V153L264 154V148L260 147L261 145L264 146V143H263L264 142L263 141L264 140V137H263L264 128H262L260 125L261 123L259 121L260 116L258 115V111L256 112ZM39 118H37L36 120H38ZM173 118H174V120H173ZM88 119H90V120H88ZM257 119H259V120H257ZM47 120H48V122L49 121L53 122V119L50 120V118L49 119L47 118ZM47 120H46V122H47ZM140 120L141 121L143 120L142 121L143 123ZM194 120H195V122H194ZM54 121H55V119H54ZM171 121H173V122L175 121V123H173V122L171 123ZM249 121L250 122L252 121L251 124H254V120H249ZM46 122H44L45 125H39V126L37 125L38 127L36 126V128H38V131H39V129L41 130V126L42 127L45 126L44 129L48 126L49 123H46ZM52 122H51V126L54 123V122L53 123ZM159 122H160V124H159ZM161 122H163V123H161ZM55 123H57V122H55ZM85 123L88 127H83V126H86ZM165 123H166V125H165ZM198 123H199V126H197ZM142 124H143V126H141ZM5 125H7V124H3V122L0 121V137H12V136L16 137L15 134H18V133L22 137H28L29 136V135L27 136L26 132L22 131L19 127L13 128L11 125H7V126H5ZM215 125H212V126L214 127ZM56 126H58V125L56 124ZM157 126H158V128H157ZM166 127L169 128V130L168 129L166 130ZM196 127H197V129H196ZM53 128L55 129V125H53L49 131H52ZM82 128H84L86 130H84ZM90 128H93V130H95V129L96 130L93 131ZM141 128H143V129H141ZM152 128H153V131H152ZM159 128H162V130L164 132L163 131L161 132L160 131L161 129H159ZM216 128H217V125L214 127V129L211 128V130L213 132H216V130H215ZM97 129H98V131H97ZM45 131L44 132H43V130L41 131V133H43V135L41 134V136L47 137L48 134L50 135V132L46 131V133H45ZM157 131H158V133H157ZM171 131H172V133H171ZM94 132L97 135L94 134ZM154 132H155V134H154ZM256 132L258 134H256ZM35 133H36V131H35ZM245 133H248V132H245ZM37 136L39 137V135H37ZM97 136H99V137H97ZM141 136H143V137L141 138ZM29 137H31V136H29ZM32 137H36V135H34ZM90 137H91V139H90ZM259 138L262 140H260ZM104 139L108 140L109 144L108 143L107 144L105 143V145L101 144V142L104 143V141H105ZM116 139L117 140L119 139V141H117ZM257 139L259 142L257 141ZM109 140H110V142H109ZM200 141L205 142V139L202 140V137H201ZM247 141L245 142V144L247 143ZM252 141H251V143H252ZM37 143H38L37 152L39 154H41L43 152V150L45 149L44 145H46V142L43 139L42 143H40V142H37ZM92 143H91V145H92ZM254 143L250 144V142L248 141L249 145L246 144V146H248V149H250L251 146H253V148H255ZM135 144H137V145H135ZM99 145H100V147L101 146H103V147L100 148ZM183 146H184V143H183ZM132 147H131V149H132ZM98 148H99V150H98ZM115 148H117L118 151ZM259 148H262L263 150L259 149ZM248 149L246 150V152L252 151V150H248ZM150 151H151V147H150ZM197 162H198V160H195V161H193L194 164L193 163L189 164L190 165V169H189L190 171L196 170L195 167H196V165L198 166V164H199V162H198V164H197ZM101 164L104 165V163H101ZM191 167H192V169H191ZM120 174L121 173H118V174H116V176H119ZM176 176H177L176 172H174L173 175H169V177H167L166 180H168V179L171 180V178L174 179ZM196 190L197 191H195V193L194 192L191 193L190 191H188L185 193V195H182L180 193L179 194H172L171 192L164 191L165 193H163L162 197H160L158 200H155L152 202L142 201L143 206H140L137 204H132L129 209L125 208L127 211V214L129 212V214L127 215V217L129 219L126 217V220H123V221H125V222L126 221H132L133 222V220H136L137 221L136 227L139 228L141 225L143 233H145V234H143V233L141 234L143 244H141V243L138 244L136 242V238H137L136 234L131 235L133 237V239H135L133 246L139 247L138 249L141 250L140 251L141 253H146L145 252L146 249H148V248L150 249L151 248L150 246H152L153 250L156 249L157 252H161V250H162L161 254H155L156 256H158V259L154 258V259H156L153 262L154 264H160V263L162 264V262L164 264L166 261H167V264H169V263L170 264H177V263L183 264L184 262H185L184 264H186L187 262H188L187 264H209V263L213 264V261L215 260L214 262H216V260L221 256H225V257L231 256L232 259L237 260V261L241 260L242 261L241 264H245L244 260H248L247 258H249L251 256L252 252H256L258 254V262H260L259 264H261V263L264 264V242L262 240L258 239V238H260V234H261L260 232L262 231V228L264 229V226L261 228L260 227L261 225L259 224V222L254 220L253 214H252L253 211H250L251 209L253 210V207L251 204L248 208V209H250V210H248L249 214L248 213L247 214H240L239 211H236V210H238V207H237L238 203H241L242 200L246 199L245 194H243V197H241V199H240V197H238V195H240L241 192L244 190L243 185L237 184L234 187H231V188L224 187L222 189L217 188V187H211V188L206 187V188H201V189H196ZM221 190H223V191H221ZM219 191H220V193H219ZM236 192H238V193L236 194ZM215 193H216V195H215ZM224 193L227 195H225ZM218 194L221 195V196L219 195L220 199L217 196ZM223 195H224V199L221 198ZM173 198H174V200H173ZM175 199L178 201H176ZM21 200L22 199H18L17 197L9 195L7 198L8 205H7V207H5V210H7L9 212H13L15 214L18 212H23V210L16 208V202L21 201ZM221 200H222V203H221ZM177 202H179L180 204ZM147 204H149V205H147ZM234 204L236 205V207ZM169 205H170V207H169ZM137 207L142 208V211H138L139 209ZM152 208L154 211L151 210ZM156 208H158V210H156ZM134 209L137 211H135ZM158 211L159 212L162 211V212L158 213ZM136 212H138V213H136ZM140 212L142 215H144L143 216L144 218L143 217L137 218L138 217L137 215H139ZM145 214H147V215H145ZM148 214H150V215H148ZM165 214H166V216H165ZM152 216L155 220L153 218L151 219ZM17 218H19V217H17ZM116 218L117 217L114 216L113 219L110 218V220H108V221L106 220V218L101 219L102 222H107V224L105 225V227H106L105 231L106 232H111L112 230L115 231L118 229L117 226L120 224V222L117 225L115 222ZM144 219H146V220H144ZM157 219H159V220L157 221ZM49 220L50 219H48L47 222H50ZM97 220H98L97 218L94 219V221H97ZM222 220H223V222H222ZM123 221H121V225H122V223H124V224H126V226L128 228L131 227L132 224H128L130 222L125 223ZM154 221H155V224H154ZM161 224H162V226H161ZM227 224H228V226H226ZM44 227L45 226L43 225V228ZM143 227L146 229H144ZM181 234H182V236H181ZM183 234L184 235L186 234V236H184ZM175 236L178 238L176 239ZM179 236L182 238V240H180ZM7 237L10 238L11 235H8ZM216 237L221 238V240L223 242L222 246L221 245L219 246V243L216 241V239H214ZM146 241H148L147 243H148L149 247L147 245H145ZM153 242L155 245H153ZM166 243H167V245H166ZM247 245H249V246H247ZM123 246L121 245L119 248H121V247L123 248ZM55 249H56V247H55ZM214 249H215V251H214ZM235 249L237 251L236 256L232 254ZM252 249H254L255 251ZM245 253L247 255H245ZM248 253H249V255H248ZM171 254H172V256H171ZM200 254L201 255L203 254L202 257ZM167 255L169 256V258L166 257ZM178 255H180V256H178ZM183 255L185 256V259H187V262L184 259ZM176 256H178V257H176ZM213 256H214V258H213ZM170 257H173V260ZM180 257H182V258H180ZM199 257L201 260L199 259ZM144 258L141 254V260H143V261H141V263H143V264H144V262L146 263V257H144ZM163 259H165V260L162 261ZM188 260H190V261H188ZM177 261H179L180 263ZM199 261H201V262H199ZM39 264H59V263H58L57 257L53 256L51 258L44 260L43 262H40ZM215 264H217V263H215Z\"/></svg>","mask_w":264,"mask_h":264},{"label":"crops","instance_id":"0c3cea01","mask_svg":"<svg viewBox=\"0 0 264 264\" xmlns=\"http://www.w3.org/2000/svg\"><path fill=\"white\" fill-rule=\"evenodd\" d=\"M166 176H167V175H166ZM166 176H162V177H163L164 179L167 178V177H169V175H168L167 177H166ZM162 177H161V178H162ZM156 179L159 181L160 177H158V178H156ZM160 180H161V179H160ZM162 180H163V179H162Z\"/></svg>","mask_w":264,"mask_h":264}]
</instances>
